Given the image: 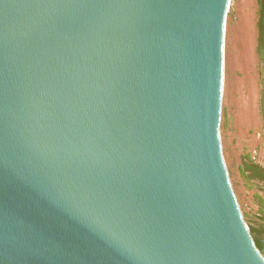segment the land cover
<instances>
[{
	"label": "water",
	"instance_id": "95a60500",
	"mask_svg": "<svg viewBox=\"0 0 264 264\" xmlns=\"http://www.w3.org/2000/svg\"><path fill=\"white\" fill-rule=\"evenodd\" d=\"M231 0H0V264H264L220 133Z\"/></svg>",
	"mask_w": 264,
	"mask_h": 264
},
{
	"label": "rangeland",
	"instance_id": "374dc122",
	"mask_svg": "<svg viewBox=\"0 0 264 264\" xmlns=\"http://www.w3.org/2000/svg\"><path fill=\"white\" fill-rule=\"evenodd\" d=\"M258 0H231L226 24L225 81L220 127L232 187L249 228L264 224V187L245 165L263 162L262 60L257 53Z\"/></svg>",
	"mask_w": 264,
	"mask_h": 264
},
{
	"label": "trees",
	"instance_id": "16d2710c",
	"mask_svg": "<svg viewBox=\"0 0 264 264\" xmlns=\"http://www.w3.org/2000/svg\"><path fill=\"white\" fill-rule=\"evenodd\" d=\"M258 15H259V19L257 22L258 37H257V48L256 49H257V53L259 54L260 59L262 60V72H263L262 83L264 85V0H258ZM262 94L264 98V90ZM260 168L263 169V167L260 166L259 164H254V160L251 158L249 160V163L245 165L244 171L250 172L252 169L258 170ZM257 175L250 174V177L256 179L255 176ZM263 213H264V210H263ZM261 230H262L261 228L260 229L250 228V232L255 240L256 246L258 247L260 251L263 249V244H262V241L260 239L258 240L256 236H257V233L258 234L261 233Z\"/></svg>",
	"mask_w": 264,
	"mask_h": 264
},
{
	"label": "flooded vegetation",
	"instance_id": "af4514ba",
	"mask_svg": "<svg viewBox=\"0 0 264 264\" xmlns=\"http://www.w3.org/2000/svg\"><path fill=\"white\" fill-rule=\"evenodd\" d=\"M263 143H264V135H263ZM253 160H254V164H259L257 161H255V159L254 158H252ZM263 162H264V145H263ZM248 164V163H247ZM260 165V164H259ZM260 166H262V165H260ZM263 167V169H252L249 173L252 175H257V176H255L256 177V179L255 180H257V181H259L262 185H263V187H264V166H262ZM257 173V174H256ZM252 179H254V178H252ZM262 229L261 230V233H257V238H258V240L260 239L261 241H262V244H263V249L261 250V252L263 253V255H264V224L263 225H261L258 229Z\"/></svg>",
	"mask_w": 264,
	"mask_h": 264
}]
</instances>
